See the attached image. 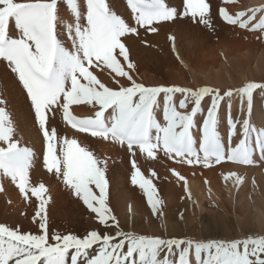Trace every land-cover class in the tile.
<instances>
[{"label": "snow or ice", "instance_id": "obj_1", "mask_svg": "<svg viewBox=\"0 0 264 264\" xmlns=\"http://www.w3.org/2000/svg\"><path fill=\"white\" fill-rule=\"evenodd\" d=\"M233 2L223 0L225 5ZM126 5L135 27L116 14L107 0H0V61L6 62L13 80L30 102L34 123L44 141V168L48 173L55 172L58 179L62 177L66 190L93 214L96 224L117 229L114 233L93 229L83 237L56 233L49 236V201L44 198L47 188L43 183L30 184L34 152L14 138L16 127L6 110L7 101L0 98V179H10L25 202L29 193L38 201L33 222H38L39 229V234L22 233L18 227L0 224V264H190V257L195 264H264V236L195 242L119 230V221L108 204L105 161L80 146L76 139L58 138L57 130L49 129L50 117L60 112L63 122L72 129L126 145L133 157L138 149L141 156L155 160L162 151L170 160L204 168L213 162L219 165L225 159L238 165H255L256 153L264 160V128L250 122L254 93L264 92V82H246L221 94L210 86L195 90L175 85L145 86L131 74L135 65L123 38L138 36L139 29L155 33V25L178 18H191L211 28L210 4L206 0H183L182 11L169 7L165 0H126ZM61 6L66 7L74 23H64ZM218 14L228 25L264 34V5L234 15L220 7ZM62 27L68 33L70 47L61 39ZM13 28L15 37L11 35ZM90 69L110 70L118 87L106 86ZM234 95L242 104L247 101L249 118L234 121L229 114L226 153L218 132V110L226 98L231 109ZM174 98L179 109L186 111L178 110ZM205 98H210L211 103L198 125ZM161 100L163 124L157 118ZM73 105H89L98 110L93 117L78 119L72 114ZM238 123L241 138L233 147ZM193 130L199 132L198 147ZM131 168L132 186L142 190L152 215L162 217V200L153 180L145 178L135 159ZM172 175L183 181L184 191L194 204L187 179L176 171ZM223 179L237 189L244 183L236 173L224 175ZM253 185L255 192L254 181ZM174 249L178 250L175 261L171 259Z\"/></svg>", "mask_w": 264, "mask_h": 264}, {"label": "rangeland", "instance_id": "obj_2", "mask_svg": "<svg viewBox=\"0 0 264 264\" xmlns=\"http://www.w3.org/2000/svg\"><path fill=\"white\" fill-rule=\"evenodd\" d=\"M20 2H23V0H20ZM107 2L116 14L120 15L131 26L135 27L134 22L131 20L130 11L127 9L126 0H107ZM206 2L210 4L211 8V28L193 22L191 18H178L174 22H162L155 25L158 29L155 33H150L145 29H139L138 36L130 35L123 38L130 53V60L135 65V69L131 74L138 83H143L145 86L175 85L192 88L193 90L203 85L212 87L211 85L203 84L202 77L208 74L211 67L212 71H214L224 64L221 56L224 44L231 49L238 50L241 54L245 53L248 49L256 53L264 48V34H261L259 31L249 32L237 26H232V28H235V30L232 29V31L228 30V28H222L225 22L220 18L218 11L220 7L225 5L223 4V0H206ZM165 3L169 7H175L178 11L183 10V0H165ZM228 5L236 12L253 8V6L247 3V0H235L232 4ZM60 15L65 24L74 23L66 7L61 6ZM61 31L63 32L61 39L66 42V46L70 47L71 42L67 31L63 27ZM11 35L13 37L17 35L14 28L11 31ZM226 36H231V39L226 40ZM169 37H173L174 39L170 40ZM177 56L180 57L179 60ZM118 58L121 61L123 59L122 57ZM252 67H254V63L251 64V68ZM90 70H92L93 73L97 75V78L105 83L106 86L113 88L118 87L113 80L114 74L111 73L110 70ZM193 74L197 76L195 79L198 80V83L196 84L194 83V79H192ZM116 79L121 80V83H128L123 78ZM179 82L181 84H179ZM258 92L259 90H257V93ZM25 97L26 94L21 91L17 86V82L13 80L6 62L0 61V98H5L7 101L6 110L16 127V136L14 138L20 141L21 146L28 147L34 152L32 167L29 170V182L32 186H38L40 183H43L47 188L44 198L49 201L46 206L49 236L56 233L61 235L74 234L78 237H83L86 232L85 225L93 220V214L88 211L81 201L77 198L75 199V197L66 190L62 182V177L58 179L55 172L48 173L44 168L43 137L38 130V126L34 123V114L30 110V102L26 101ZM174 102L177 103L179 111H186L179 109L177 98H174ZM210 103V98H205V100L202 101L203 113L197 118L198 125L202 123L203 115H206V110ZM238 103V101L231 102V109H229V102L221 101L218 110V132L222 137L226 153L229 143V129L227 125L229 114L234 121H242L244 118H249L248 113H244L243 107L240 109ZM255 107L259 108L258 111L260 115H255ZM96 110H98V108H93L89 105H73L71 108L72 114L75 117L82 118L93 117ZM263 117L264 101L261 100L255 103L253 100L250 122L257 128H264V121H259V118ZM157 118L160 123H164L162 119V100L161 110L157 112ZM48 127L50 130L53 127L57 130L58 138L76 139L80 146L92 151L96 158L105 161V174L108 181V204L113 210L112 207L114 205L111 198L113 187L112 185L109 186V182L112 183V179H118V181L121 179H130L132 173L131 161L133 157L127 153L126 145H119V148L118 144H114L110 140L105 141L102 138L91 137L87 133H80L63 122L62 113L60 112H57L54 117H50ZM240 130L241 125L238 123L236 135L232 137L233 147L241 138ZM193 131L195 138L198 140V130ZM115 147L118 148L116 149ZM123 148H125L126 151L124 150L121 152ZM253 158L256 164L250 166L238 165L226 159L219 165L213 162L212 166L209 168H204L202 165L189 166L174 159H172L170 163L161 164L163 178L166 180H164L165 184L159 185L162 191L161 195L164 196V193H168L166 194L167 197L170 195L172 196V194L179 195L181 202L176 208L174 207L172 210L170 208L173 216L164 224L163 229H160V231L168 234L169 238L167 239L187 240L194 234L195 228V232L197 231L200 235V237H198L201 242H208L210 240H231L239 237L246 238L248 235L256 237L257 235L263 234L264 232L253 230L237 235L238 226L236 224L237 219L235 212L236 214H240L241 211L244 212V210H248L250 208V205H248L250 202L248 201L254 197L252 181L255 180L256 173H252V170L258 169V172H262H260V174H264V169H262L264 168V160H260L258 153H256ZM175 167H180V170H177ZM189 167L191 170L193 167L202 168V170L196 175H193L192 178H194V180L201 178L200 181H204V192L202 196L199 193H196V196H191L192 201H195L194 204L188 199L184 191L183 181H178L177 178L172 175V172L176 171L186 178L188 175H185L181 169L184 168V170L188 172L190 170ZM238 168L244 169L241 174L239 173L240 176L245 177L243 178L244 183L239 189L232 187L231 189L233 190H230V188L228 189V185H232V183L225 182L223 177L229 173L238 174L236 172ZM248 168L252 170L246 171ZM141 172L145 176L143 171ZM192 173L195 174L196 172L192 171ZM169 179H171L172 183H168ZM260 180L257 179L255 181ZM205 181H207V183H205ZM0 187L3 188V191H0V224L2 223L12 228L18 227L22 233L39 234L38 222H33V216L37 209L38 201L29 193V200L25 202L20 196L18 189L15 188L8 178L0 179ZM166 188H168V190ZM138 194H141L140 191L136 196H140ZM163 199L164 197L162 200ZM141 200L136 204L140 205L141 202L143 203ZM166 205L168 206L169 204ZM166 205L162 204L161 210L165 211L167 209ZM197 205L202 207L201 212H199L200 208H198ZM225 207L228 208V211H231V215L228 214V219L224 218L222 214L226 211V209H224ZM73 215H75L79 221L77 220L75 223L71 222V217ZM83 223H85V225H83ZM159 223H161L160 220ZM224 224L226 226H224ZM225 227L229 228L227 230L231 232V236H227ZM125 228L128 227H123L119 224V230L128 232ZM116 230L115 228L109 227L105 229L104 233H114ZM204 233H207L206 237ZM197 235L193 237H197ZM177 253L178 250L174 249L171 254L173 260L176 259Z\"/></svg>", "mask_w": 264, "mask_h": 264}, {"label": "bare ground", "instance_id": "obj_3", "mask_svg": "<svg viewBox=\"0 0 264 264\" xmlns=\"http://www.w3.org/2000/svg\"><path fill=\"white\" fill-rule=\"evenodd\" d=\"M247 3H249L250 6H253V8H255V7H259L261 5H264V0H247ZM229 6L230 5L227 4V5H223L222 7H225L226 10L230 14L234 15L235 13H237L235 10H232ZM259 15L260 14L258 13L257 19L259 18ZM223 24L224 25L222 26V28H228V30H231V31H232V29L235 30V28H232V26L225 24V23H223ZM225 38H226V40L231 39V36L230 37L226 36ZM221 56H222V60H223L224 64L221 65V67L219 69H216L214 71H212V67H211V69L208 71V74L206 76L202 77L203 84L211 85L213 88H218L220 90L221 94H223V92H225L227 90H230V89L235 90L236 88L243 86L246 82H264V48L260 52H256V53H253L252 50L248 49L247 51H245V53L241 54V53H239L238 50H235L233 48L231 49V48L227 47L226 44H224ZM212 63H213V61H212ZM252 63H254V67L251 68ZM203 75H205V74H203ZM196 77L197 76L193 74L192 79H194L195 84L198 83V80L195 79ZM179 84H181V83L179 82ZM179 84H177V85H179ZM203 86H205V85H203ZM253 100L255 101V103H257L258 101H261V100L264 101V92H260V91L258 93L255 92L254 96H253ZM223 101L229 102L227 98ZM234 101H238L239 102L238 103L239 108L241 109L243 107L244 113H248L246 100H244L243 104H242L240 98L236 97L234 95L231 98V102H234ZM258 110H259V108L255 107V111H254L255 115H260ZM77 118L84 119L82 117H77ZM259 121L263 122L264 117L259 118ZM26 122H28V121H26ZM81 139H82V137H81ZM198 142H199V139L197 140V143ZM119 148H120V146H119ZM124 150L126 151V149L123 148L121 150V152ZM135 151L137 153L136 156L135 157H133L132 155H130V156L136 160L137 166L141 171H143V173L145 174V178H149V179L153 180V183L158 190V194H159L160 199L162 200V198L164 197V199L162 200V204H165V205L169 204V205L168 206L166 205L167 209L165 211L160 209V211L162 212V217H160V218L154 217L152 215L151 209L147 205L146 197L142 193V190L139 189L138 187L132 186L130 179H128V178L124 179V180L121 179L120 181H118V179H112V183L109 182V186L112 185V187H113V189H112L113 193L111 196L112 203L114 205L112 207L113 208V210H112L113 214L116 216L117 220L119 221V224L123 227L124 226L128 227L125 229L128 230V232L133 233L134 235H144L147 237H159V238L167 239V238H169L168 234L160 231V229H163L164 224L172 218L173 215H172L171 210L174 207L176 208V206L178 204H180V202H181V200H180L181 198H179V195H173L172 192H171L172 196L171 195L169 196L170 198L166 196V194H168V193H164L165 194L164 196L161 195L162 191L159 187V185L165 184V181H166L163 178L161 164L164 165V163H170L172 160L168 159L163 154V152L157 153V158L155 160H148L146 158V156H141L139 154L138 149H136ZM175 168L177 170H180V167H175ZM189 169H190V167H189ZM262 169H264V168H262ZM126 170H128V169H126ZM181 170H183L185 175H188L186 177V179H188L187 181H188L189 188L191 191V196L192 195L196 196V193L197 194L199 193L202 196V194L204 192L203 191L204 190V185H203L204 181H200L201 178L196 179V180H194V178H192V176L199 173L202 170V168L199 169L198 167L197 168L193 167L192 170L190 169L188 172L186 170H184V168ZM243 170H244L243 168H238V170H236V172L238 173L237 175H239V173L241 174ZM249 170L251 171L252 169L248 168L246 171H249ZM192 171H194L196 173L193 174ZM258 171H259L258 169L252 170V173L253 172L256 173L254 179L255 180L261 179V180L260 181L254 180L256 191L255 192L253 191L254 197L251 198L250 201H248V202H250V203H248V205H250V208L248 210H244V212L241 211L240 214H236V212H235L236 219H237L236 224L238 226V232H237L238 234L237 235H239V233L242 234V233L253 231V230H258L259 232H264V217H261V212H264V174H260L261 171L260 172H258ZM152 172L155 173V176L151 175ZM245 175H248V174H245ZM126 177H127V175H126ZM243 178H245V177H243ZM168 183H172L171 179L168 180ZM174 183H176V182H174ZM182 184H183V182H182ZM249 186H250V184H249ZM232 187H233V185H230V184L228 185V189L230 188V190H233V189H231ZM253 187H254V185H253ZM166 189L168 190V188H166ZM174 190H175V188H174ZM139 191L141 194H138V195H140V196H136L137 193H139ZM139 200L143 201V203L141 202L140 205L136 204ZM129 206H131V212L129 211ZM197 207L200 208L199 212H201L202 207L200 205H197ZM170 208H171V210H170ZM224 209H226L225 213H222V212L221 213L223 214L224 218L228 219V216H229L228 214H230L231 211H228L227 210L228 208H226V207ZM0 211H1V209H0ZM9 215H11V214H9ZM256 217H260V218H256ZM71 218H72L71 222H73V223H75V221H77V220L79 221V219L77 217H75V215H73ZM159 220L161 223H159ZM213 221H215V220H213ZM227 221H229V220H227ZM83 225H85V223H83ZM224 226H226V225L224 224ZM85 227H86V232L89 230H93V229L99 230L101 233L105 232V228L97 225L94 222V219L89 221L85 225ZM225 229L227 232V236H231L232 235L231 232L229 230H227L229 228L225 227ZM232 231H233V229H232ZM86 232H85V234H86ZM197 234H198V232L197 231L195 232V228H194V234L191 236V238H189L187 240H192L195 242H201L200 238H199L200 235L199 234L197 235ZM196 235H197V237H193ZM204 236L206 237L207 233H204ZM257 236H264V233L257 235ZM171 259H172V255H171ZM173 261H175V260H173ZM190 264H195L194 258L190 257Z\"/></svg>", "mask_w": 264, "mask_h": 264}]
</instances>
